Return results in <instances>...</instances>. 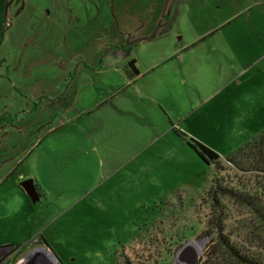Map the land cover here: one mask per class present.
Here are the masks:
<instances>
[{"label":"rangeland","instance_id":"rangeland-1","mask_svg":"<svg viewBox=\"0 0 264 264\" xmlns=\"http://www.w3.org/2000/svg\"><path fill=\"white\" fill-rule=\"evenodd\" d=\"M8 1L0 263L200 264L216 238L214 178L263 181L224 157L264 130V0H12L5 15ZM172 126L219 154L216 176ZM16 192L24 208L7 217ZM221 201L227 226L249 215Z\"/></svg>","mask_w":264,"mask_h":264},{"label":"trees","instance_id":"trees-1","mask_svg":"<svg viewBox=\"0 0 264 264\" xmlns=\"http://www.w3.org/2000/svg\"><path fill=\"white\" fill-rule=\"evenodd\" d=\"M136 63V59L131 58L122 68L129 78L139 75ZM172 130L202 161L213 166L216 176L217 170L223 168L219 154L194 138L186 137L173 126ZM224 159L238 172L260 176L263 181L260 183V191H256L243 183L234 186L225 178H214V185L209 187L207 195L214 205L215 214L209 224L216 238L214 245L205 251L200 264H264V130ZM226 198L247 209L249 215L240 217L239 213L234 223L227 226L225 222L230 216L221 201Z\"/></svg>","mask_w":264,"mask_h":264},{"label":"clouds","instance_id":"clouds-1","mask_svg":"<svg viewBox=\"0 0 264 264\" xmlns=\"http://www.w3.org/2000/svg\"><path fill=\"white\" fill-rule=\"evenodd\" d=\"M24 205L25 200L23 195L18 192L13 193L3 204L5 216L11 217L19 214L23 210Z\"/></svg>","mask_w":264,"mask_h":264},{"label":"water","instance_id":"water-1","mask_svg":"<svg viewBox=\"0 0 264 264\" xmlns=\"http://www.w3.org/2000/svg\"><path fill=\"white\" fill-rule=\"evenodd\" d=\"M11 1L12 0H9L6 7H5V15H7V7ZM151 37H152V35H151ZM20 185L22 186L24 191L28 194V196L30 197V199L33 203L40 199L39 193L37 191V188H36V185H35L33 179L29 178V179L21 182Z\"/></svg>","mask_w":264,"mask_h":264},{"label":"crops","instance_id":"crops-1","mask_svg":"<svg viewBox=\"0 0 264 264\" xmlns=\"http://www.w3.org/2000/svg\"><path fill=\"white\" fill-rule=\"evenodd\" d=\"M3 248H4V247H3ZM6 248H8V247H5V249H6ZM38 253H40L41 256L36 255V254H35V255H32V256H30L28 259H26V260L24 261L23 264H37V263H38V260H39V263H40V264H43V262H44L45 260H47V259L45 258L43 252H38ZM1 254H2V252L0 253V255H1ZM3 254H4V253H3ZM3 254H2V255H3ZM1 257H2V256H1ZM42 257H43V258H42ZM6 259L9 260L10 257L7 256ZM5 261H6V260L3 259V262L0 263V264H3Z\"/></svg>","mask_w":264,"mask_h":264},{"label":"bare ground","instance_id":"bare-ground-1","mask_svg":"<svg viewBox=\"0 0 264 264\" xmlns=\"http://www.w3.org/2000/svg\"><path fill=\"white\" fill-rule=\"evenodd\" d=\"M192 246L194 247V249H195V251H196V253H200L201 251H202V244L201 243H197V242H195V243H192ZM44 251H46V250H44ZM44 253V252H43ZM177 259H179V256L177 255ZM181 262V264H189L188 262H186V261H183V260H180ZM20 264H22V263H20Z\"/></svg>","mask_w":264,"mask_h":264},{"label":"flooded vegetation","instance_id":"flooded-vegetation-1","mask_svg":"<svg viewBox=\"0 0 264 264\" xmlns=\"http://www.w3.org/2000/svg\"><path fill=\"white\" fill-rule=\"evenodd\" d=\"M36 188H37V191H38L39 196H40L41 191L39 190L38 187H36ZM8 248H9V249H8L7 251H5V252L7 253V256L11 257V256L14 254L15 251H13V250H14L16 247L12 246V247H8ZM1 252H2V250L0 249V253H1ZM17 254H18V251L15 252V255H16V256H17ZM28 257H29V256H27L26 259H28Z\"/></svg>","mask_w":264,"mask_h":264},{"label":"built area","instance_id":"built-area-1","mask_svg":"<svg viewBox=\"0 0 264 264\" xmlns=\"http://www.w3.org/2000/svg\"><path fill=\"white\" fill-rule=\"evenodd\" d=\"M0 258H1V255H0Z\"/></svg>","mask_w":264,"mask_h":264}]
</instances>
